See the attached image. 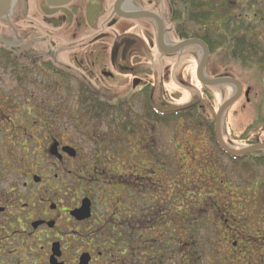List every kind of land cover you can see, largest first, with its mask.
Returning <instances> with one entry per match:
<instances>
[{"label":"flooded vegetation","instance_id":"1","mask_svg":"<svg viewBox=\"0 0 264 264\" xmlns=\"http://www.w3.org/2000/svg\"><path fill=\"white\" fill-rule=\"evenodd\" d=\"M195 1L0 0V264H190L197 240L190 237L191 212L173 205L168 158H159L151 144L144 165L142 150L132 145L147 144L127 143L122 135L138 128L142 112L154 120L172 117L156 99L182 95L168 94L169 82L186 97H199L178 113L210 127L201 118L202 99L207 88L223 85L201 82L199 67V87L192 84L190 58L200 64L202 48L175 51L186 40L205 42L202 23L213 15L197 12ZM191 24L203 34L191 36ZM234 80L241 87L229 85L233 97L250 102V87ZM63 91L80 97L97 121L116 116L120 125L105 128L122 140L99 135V125L49 124L43 106L18 113L39 115L36 127L11 119L10 97H61ZM70 129L72 136H65ZM17 130L39 139L19 143L20 157L10 142Z\"/></svg>","mask_w":264,"mask_h":264},{"label":"rangeland","instance_id":"2","mask_svg":"<svg viewBox=\"0 0 264 264\" xmlns=\"http://www.w3.org/2000/svg\"><path fill=\"white\" fill-rule=\"evenodd\" d=\"M194 3L199 6L195 8L197 12L213 15L202 23L205 37H210L211 43L206 74L210 79L231 76L252 91L250 102L241 97L223 113L219 130L222 140L236 152L264 144V0H196ZM240 21L244 23H238L236 31L234 23ZM189 32L191 36L203 34L197 24H191ZM240 42L245 43L244 50L249 52L242 54L247 60L234 52ZM152 60L161 62L157 55ZM199 62L190 58L191 82L197 87L199 83L194 75ZM164 88L168 94L182 93L180 97H156L158 109L171 113L172 117L154 120L142 112L141 119L136 120L138 128L122 136L127 143L140 138L141 143L147 144L132 145L137 152L142 150L144 165L145 159L151 157V144L159 158H168L169 172L175 179L173 205L176 211L182 208V212H191L190 237L191 241L197 240L196 246H191L190 264H264V150L252 151L243 155L242 158L248 156L245 159L233 162L221 151L216 139L217 116L233 98L232 87L207 88L208 97L202 99L206 112L201 117L206 124L211 123L207 128L200 118L178 113L199 97H186V92L175 82L165 83ZM40 106L45 108L42 114L49 124L70 128L99 125L103 127V134L99 135H107L111 141L122 140L118 131L105 128L120 125L116 116L97 121L89 117V109L82 106L80 97L64 91L61 97H10L11 119L18 127L22 125L18 121H24L26 128L36 127L34 121L39 115L31 112V117L26 118L28 115L18 113L41 109ZM71 131L65 136H72ZM25 141L32 146L39 139L34 131L17 130L10 134L16 156L23 154V147L18 145ZM178 220L176 216L175 221ZM228 237L237 240L238 247ZM218 238L223 245H218Z\"/></svg>","mask_w":264,"mask_h":264},{"label":"water","instance_id":"3","mask_svg":"<svg viewBox=\"0 0 264 264\" xmlns=\"http://www.w3.org/2000/svg\"><path fill=\"white\" fill-rule=\"evenodd\" d=\"M191 46H199L200 48H202L203 52H204V56H203V59L201 61V63L199 64V70H198V73H199V78L201 80V82L207 84V85H210V86H216V85H237L238 87H241V84L232 79V78H228V77H224V78H217V79H210V78H206L204 76V70H205V66L208 62V59H209V55H210V51H209V48H208V45L204 42V41H201V40H198V39H190V40H186L180 44H178L176 47H175V51H182L183 49H185L186 47H191ZM239 97H233L229 102H227L219 111V114L217 116V127H218V130H217V137H218V141L221 143V145L223 146V148L231 155H234V156H243V155H246L247 153H250L252 151H256V150H264V144H259V145H254L250 148H247L245 150H242V151H239V152H236V151H233L231 150L230 148H228L224 141L222 140V137H221V133H220V121H221V118H222V115L223 113L233 104L235 103L237 100H238Z\"/></svg>","mask_w":264,"mask_h":264},{"label":"trees","instance_id":"4","mask_svg":"<svg viewBox=\"0 0 264 264\" xmlns=\"http://www.w3.org/2000/svg\"><path fill=\"white\" fill-rule=\"evenodd\" d=\"M210 17V14L208 13L207 14V18H209ZM247 21V20H246ZM238 23H244V22H242V21H240V22H235L234 24H236V27H235V29H236V31L239 29V27H238V25H240V24H238ZM205 42H206V44L209 46V48H210V45H211V43H210V37H206L205 38ZM244 42H240L239 43V46H238V48H236V50H235V48H234V52L235 53H237L238 54V57L239 58H244V59H248V57L247 58H245L242 54H244V53H249L248 51H245L244 50ZM217 139V138H216ZM218 142V141H217Z\"/></svg>","mask_w":264,"mask_h":264}]
</instances>
